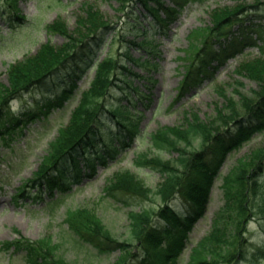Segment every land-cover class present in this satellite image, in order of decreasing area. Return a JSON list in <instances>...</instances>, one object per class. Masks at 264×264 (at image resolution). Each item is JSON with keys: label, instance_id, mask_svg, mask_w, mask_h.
Listing matches in <instances>:
<instances>
[{"label": "trees", "instance_id": "1", "mask_svg": "<svg viewBox=\"0 0 264 264\" xmlns=\"http://www.w3.org/2000/svg\"><path fill=\"white\" fill-rule=\"evenodd\" d=\"M190 1L193 0H129L131 4L140 5L145 21V25L133 30L135 35L141 32L143 35V40L135 47L136 50L139 51L142 46L151 48L149 36L159 32L164 25L174 20L183 6ZM18 2L19 0H2L0 16L7 15L11 20L24 21L26 17L21 14ZM249 7L264 12V3L256 1ZM247 8L244 0H235L232 9L214 10L211 15L212 26L207 27L205 34L203 33L201 37L199 34L190 35L188 50L189 58L192 57V65L187 66L179 95L183 96L203 83L209 73L206 66L212 60L222 62L226 57H233L235 53L241 52L246 45L257 48L260 54L254 59L238 63L234 70L259 84L258 91H252L251 96L245 97L239 94L241 91L236 90L240 95L241 107H237L232 100H227L230 110L227 114H219L214 122H204L195 113L191 117L185 116L184 123L179 127L165 128L153 134L151 140L155 147L177 153L175 158L166 162L159 157L154 158L155 163L148 160L149 165L159 169L161 175V181L153 192L129 171H124L126 178L118 177L112 181L109 191L115 198L120 196L119 194L134 200L154 196L161 203V208L157 212L145 207L127 212L134 240L115 239L97 215L82 208L71 212L66 220L75 243L88 244L96 249L98 254H104L116 247L123 250L124 254L114 264H130L131 247L141 250L140 257L134 264H177L180 252L184 248L187 231L203 212L219 165L229 152L239 149L242 143L250 142L254 133L258 135L262 133L260 140L256 141V145L248 153L235 161L228 173L221 176L222 203L219 212L213 218L217 222L201 241L206 242L210 248V257L202 260L192 259L191 264L229 262L238 264L235 262V253L236 251L239 253L237 250V246L241 244L239 235L250 219L256 222L257 235L264 236V181L259 180V176L264 172V57L261 56L264 39L260 29L249 34L246 31L247 26L242 23L239 25V31L233 33L228 30ZM95 14L97 13L93 15ZM91 18L92 13H89L83 20L77 21L74 36L71 35L68 26L60 20L46 24L44 28L47 34L62 36L63 43L57 47L46 41L39 46L35 54L26 55L21 60L11 63L6 69V77L10 84L2 85L0 90V141H4L5 137L13 135L20 124L36 115L31 112L24 113L23 116L26 118L21 121L20 116L9 111L14 98L33 92L34 89L43 90L45 84L60 69L70 68L64 80L60 82L58 90L53 93L55 101H47L43 106H39L37 101L29 105L33 109L39 106L36 108L38 111L47 112L50 108L60 107L66 101L74 87L75 77L81 71L80 68L83 70L87 64L93 68L92 77L86 88L79 91L75 105L70 108L66 124L57 129L55 140L49 141L47 154L34 173L44 191L56 186L65 191L66 183H70L72 178L68 174L69 168L73 173L80 175L76 167L77 158L81 153L87 155L86 149L97 146L101 137H110L111 126L119 129V133L115 134L119 139L117 144L113 145V140H110L104 147L105 153H97L99 158L85 160L86 170L83 177L94 176L97 173V165L107 167L130 147L139 134L138 124H133L128 104H116L122 101L120 98L113 102L119 92L123 93L122 96L128 101L132 100L128 95L130 88H133V78L137 74L132 69L129 70L122 61H117L109 52L98 60L91 55L92 45L100 42L104 31L109 28L108 22L93 23L90 21ZM260 18L256 17V20ZM150 52L154 57L160 53ZM125 57L135 66L149 71V74L158 66L154 58L150 61H141L142 56L135 59L128 54ZM150 81L149 79L148 82ZM238 83L242 84L239 81ZM109 97H111L109 104L105 105L103 101ZM148 103L149 97L145 105ZM88 156L90 158L92 155ZM118 175L122 176L123 173H117ZM27 184L28 182L23 185L24 187L17 189V194L14 195L16 199L24 195ZM179 193L183 197V208L177 211L170 203ZM252 196L257 199L255 203L249 202ZM51 202L46 205L50 206ZM159 217L163 223L156 224ZM226 230L229 236L225 235ZM163 239L170 241L169 245L159 255L158 260L156 259L157 263H154L156 256L151 252L160 246ZM2 246L8 250L13 247L15 252L25 253L29 264H71L61 253L59 245L49 244L45 240L36 242L18 239L4 242ZM260 248L261 244H258L257 257L261 256Z\"/></svg>", "mask_w": 264, "mask_h": 264}, {"label": "rangeland", "instance_id": "2", "mask_svg": "<svg viewBox=\"0 0 264 264\" xmlns=\"http://www.w3.org/2000/svg\"><path fill=\"white\" fill-rule=\"evenodd\" d=\"M256 1L264 3V0H244L247 7L253 6ZM234 3L235 0L190 1L180 11L176 20L166 24L164 31L155 32L151 38L149 37L151 48L146 52L135 50L139 41L143 40V35L142 32L135 35L133 31L145 25L143 10L139 4L131 6L129 0H19L17 5L21 14L26 16L25 21L11 20L7 15L0 16V90L2 85L10 84L6 77V69L11 63L21 60L26 55L35 54L39 46L46 41H50L52 46L57 47L63 43L62 36L47 34L44 28L46 24L60 20L68 26V30L72 32L71 35L74 36L77 21L83 20L89 13H92L90 21L93 23L98 21L109 23V28L104 31L102 40L92 45V55L99 58L109 52L116 57L117 61H122L129 70H134L140 76L133 83L135 87H138V92H130L132 102L128 104L131 114L134 115V122L139 125V134L130 147L107 167L97 166V174L90 180L83 179L80 183H70L71 190L67 193L53 190L54 201L50 208L42 209L41 207L44 206L45 201H48L49 193L42 192L39 182L32 183L31 180H34V173L40 161L47 154L49 141L55 140L57 129L66 124L70 108L75 105L79 91L85 89L91 79L92 69L86 66L81 74L76 76L74 87L60 109L49 113L46 118L40 116L35 121L27 123L22 133H14L12 139L4 143L0 142V244L18 239L36 242L45 240L49 244L59 245L61 253L71 264L116 263L124 254L123 250L116 247L104 254H98L96 249L88 244L75 243L71 238L66 220L71 212L86 208L98 216L115 239L119 241L132 239L127 212L131 209L140 210L143 207L157 212L161 208V203L154 196L134 200L119 194L120 196L115 198L109 191L112 181L118 177L126 178L124 171H129L153 192L161 181V175L159 169H154L149 165L148 160L154 161V158L159 157L166 162V160L175 158L177 154L173 150L155 147L151 140L153 134L165 128L179 127L184 123L185 116L191 117L195 113L204 122H214L219 114H227L230 110L227 100H232L238 105L237 107H241L239 94L248 97L252 95V91H258L259 84L239 75L234 70L238 63L254 59L260 54L258 49L245 46L241 52L235 53L233 57L225 58L223 62L211 61L209 67L215 68L210 71L204 83L200 87L189 90L183 96L178 94L187 73V66L192 65V57L189 58L188 50L190 35L199 34L201 37L203 33H206L207 27L212 26L211 15L214 10L232 9ZM0 5H2V0H0ZM95 12L97 14L93 15ZM244 13L246 15L241 16L243 22L245 18L252 20L255 16L264 18L263 11L258 9H247ZM255 21L246 24L249 26L246 31L253 33L256 29L252 28L259 26L263 29L264 36V19L260 20L257 26H252ZM230 27L233 31L237 28V24L234 23ZM262 50L261 56L264 57V48ZM149 51L160 53L154 57ZM128 54L135 59L141 54L144 60L154 58L158 66L150 72L149 76L147 70H140L127 60L125 56ZM64 69H60L56 76L54 75L45 84L43 90L55 91L65 76L66 70ZM148 76L152 84L147 82ZM236 90L241 92L238 94ZM41 91L42 89H34L33 92L24 93L20 98L13 100L11 112L22 113L27 103L34 99L39 100ZM122 95L121 92L117 93L113 102H117L120 98L122 101L116 104H126L125 99H121ZM146 96L150 98V103L143 106L141 100H146ZM110 98L103 101L105 105L109 104ZM118 131L117 128H111L109 139L115 140V144L117 142L115 134ZM261 135L262 133L259 135L254 133L250 142L242 143L239 149L231 151L219 165L203 212L193 221L187 231L184 248L177 264H191L192 259L202 260L210 257V248L206 242L201 241L217 222L213 218L219 212L222 203L220 176L228 173L235 161L256 145ZM105 140L108 141V138ZM104 146V143H100L96 148H91L89 153L101 152ZM84 158L86 157L79 156L78 167L84 166ZM117 173H123V175L117 176ZM259 180L264 181V172L259 176ZM27 182L24 195L14 202L10 196L16 192L18 187ZM35 195H40L42 198L35 199ZM256 200V197L252 196L249 202L255 203ZM175 205L177 210L183 208L179 197ZM159 222L161 221L157 219L155 223ZM225 235H228V230ZM262 238L263 235H257L256 222L250 219L240 232L241 244L236 245L239 253L237 254V251L235 253V262L238 264L255 263L258 244L263 240ZM165 247L163 244L155 250V253H162ZM130 251L129 262L134 264L138 261L141 250L131 247ZM153 262L157 263L155 260ZM263 263L264 258L259 264ZM0 264L29 263L24 253H12L10 250L5 251L0 248Z\"/></svg>", "mask_w": 264, "mask_h": 264}]
</instances>
